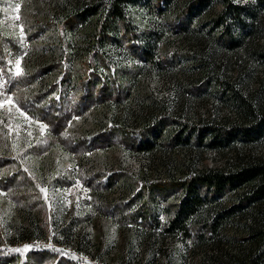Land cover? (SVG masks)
I'll return each instance as SVG.
<instances>
[{
  "label": "rangeland",
  "instance_id": "374dc122",
  "mask_svg": "<svg viewBox=\"0 0 264 264\" xmlns=\"http://www.w3.org/2000/svg\"><path fill=\"white\" fill-rule=\"evenodd\" d=\"M145 1L103 45L111 0H0V264H244L255 250L250 186H198L202 212L168 228L193 178L264 161V5L234 0L255 14L228 34L218 0Z\"/></svg>",
  "mask_w": 264,
  "mask_h": 264
},
{
  "label": "trees",
  "instance_id": "16d2710c",
  "mask_svg": "<svg viewBox=\"0 0 264 264\" xmlns=\"http://www.w3.org/2000/svg\"><path fill=\"white\" fill-rule=\"evenodd\" d=\"M111 4L108 7L106 13H101L104 15L103 22L100 28V37H103V45L104 41H106L104 37H106V33L110 37L117 39L118 33L116 31L111 33L107 31L108 28H112L113 24L117 21H123L127 15V9L134 7L136 3L140 0H111ZM151 0H146L143 4H147L150 6ZM167 7L174 0H160ZM197 10L201 9V6H207L212 0H194ZM222 5V13L219 17L214 21L216 25H226L229 23V26H226V31L228 34H231L230 26H235L237 22H240L242 19H247L254 16L253 8L250 9V3H246L241 5V3L234 4V0H218ZM259 4L264 5V0H257ZM194 4V6H195ZM100 6H94L92 9H88L81 13V17H87L97 14L96 8ZM106 11V10H105ZM79 16V17H80ZM106 16V17H105ZM105 33V34H104ZM108 39V38H107ZM145 45L143 46L142 55L146 57V59L150 58V55L153 53V45L150 40H144ZM150 45V46H149ZM109 48L116 49V51H120V45L114 41L112 46ZM153 58V55H152ZM243 105L245 102L241 100ZM256 133H263L264 131V118H261L258 121V127L255 128ZM222 135L223 132L221 130L213 131V135ZM211 135V134H210ZM198 186H204L207 189L212 190L216 193H221L225 190L234 191L242 187L250 186L251 199H257L258 201H264V161L257 162H249L240 166L237 170L232 171L230 173H220L215 171H209L204 174H200L190 181L185 189L186 198L184 202L181 204L180 210L176 212V218L170 223L168 228L169 231L174 230L178 227L179 230L186 231V224L188 222H194V218L198 217V214L202 212L201 207L203 206V200L199 195ZM264 215L261 218L263 223V227L256 231L257 236V246L255 250L247 256V259L243 262L244 264H264ZM197 221V220H195Z\"/></svg>",
  "mask_w": 264,
  "mask_h": 264
},
{
  "label": "snow or ice",
  "instance_id": "6c2138e0",
  "mask_svg": "<svg viewBox=\"0 0 264 264\" xmlns=\"http://www.w3.org/2000/svg\"><path fill=\"white\" fill-rule=\"evenodd\" d=\"M17 67H19V65H17ZM9 103H10V101H9ZM42 128H43V125H42ZM42 191H44V190L42 189Z\"/></svg>",
  "mask_w": 264,
  "mask_h": 264
}]
</instances>
